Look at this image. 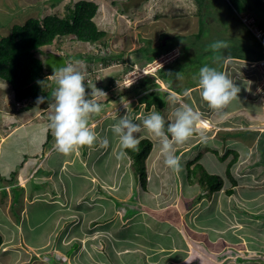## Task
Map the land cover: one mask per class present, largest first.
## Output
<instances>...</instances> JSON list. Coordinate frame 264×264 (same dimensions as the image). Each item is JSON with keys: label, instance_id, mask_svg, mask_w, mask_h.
Instances as JSON below:
<instances>
[{"label": "crops", "instance_id": "obj_1", "mask_svg": "<svg viewBox=\"0 0 264 264\" xmlns=\"http://www.w3.org/2000/svg\"><path fill=\"white\" fill-rule=\"evenodd\" d=\"M222 1L225 0H214L213 2L215 6H218V3ZM233 21L236 19L233 18ZM240 31L242 34V25ZM228 62L229 59L224 63L223 72L230 71L234 77L241 75L249 78V80L243 78L247 85L242 91L244 95L250 96L249 102L257 101L253 94L258 81V72L253 70L256 68L248 67V70H240L239 68L243 65H238L242 62L238 58L232 59L231 68ZM125 83L127 86L129 82ZM2 86L3 81H0V88ZM196 87L199 88L197 85L187 89L188 95L195 91ZM174 93L182 94L176 90ZM3 99L1 97L0 100ZM235 101L227 108L220 110L223 112L219 115L217 114L220 111H216L214 117H211L212 113H210L209 119L219 126L217 129L221 133L229 128L227 125L230 123L227 121H232L229 117H234V113L237 115L236 122L242 119V114L237 112L241 106L246 105L248 108L252 106L246 102L235 104ZM42 104L48 105L36 111H34L35 107L25 108L26 112L20 113L16 122H14L15 118L11 117H18L14 115V111H5V116L0 117V156H3V165L0 169V194L1 199H5L0 201V219L5 228L18 227L21 229L22 222L17 221L16 212H13L15 206H22L19 210L20 215L27 216L24 202L34 206L40 204L47 206L51 204L50 202L53 204L50 206L53 210L45 214L46 225L37 237L33 238V243L28 239L29 243H27L26 238L21 236L20 232L16 236H5L4 244L13 248L22 243L27 246V249L23 251L30 255L28 263L31 264L34 258L40 256L43 264H61L49 256L57 253L61 258L60 261L66 264H115L114 253L116 252L117 255L123 256V264H264V251H262L264 250V231L258 230L256 223L262 218V226L264 223V184L256 180L257 173L252 169L256 161L253 162L254 158L251 161L248 160L253 144L250 146L251 143L236 140L220 148L208 146L201 151L199 161L205 168L211 173L215 172L223 176L226 174L227 164L233 154L230 153L225 160L221 156L228 150L239 152V159L233 167V172L236 176L237 174L241 176H238L240 181L232 194H228L224 189L232 186L229 179L230 186L228 187L226 182L223 188L215 193H208L200 184H194L188 180L189 185L184 190L181 188L175 197L168 198L167 191L163 196V189L157 188L158 186L152 182L148 184V180L146 188H143L138 180L135 166L132 164L134 170L132 172L127 170V173L124 171L123 176H125V181L138 186L140 190L133 195L132 193L125 195L126 207L115 210L114 189L115 185H120L116 184L115 180L118 175L115 176V172L119 173V171L109 160L106 162L107 174L100 173L98 166L94 164L98 162V156L111 152V148L110 150L107 148L106 153L103 151L99 155L93 152L94 148H97V143L92 147V151L83 147L82 151L78 149L67 156L58 153L54 147V137L48 128L49 117L53 114V109L49 106L53 103L44 101ZM115 104L113 103V106ZM117 111L113 110V113L105 116L108 112L106 110L96 115L99 116L96 118L94 115L89 123L91 125L98 120L96 123L98 125L107 119L108 123L103 125L111 129L114 123L111 125L110 121L115 113H118ZM43 113L44 117H42ZM251 113L252 118L257 117L259 113L263 114L260 109L258 111L255 108L251 109ZM252 118L249 116L250 121ZM205 119L212 127L211 122ZM32 120L35 122L32 125L36 127L26 128ZM236 129L239 128L236 127ZM22 130H28L22 135L25 138H15V134ZM94 130L99 133L98 130ZM238 132L242 131L236 130L234 134L237 135ZM29 133L32 135L29 136ZM247 133L246 131L243 138H246ZM253 135L257 136L258 132L256 131ZM109 143V147L114 146L113 142ZM187 148L182 150L185 151ZM213 148L218 149L220 154L215 153ZM222 149L225 152H222ZM260 150L262 151L261 161H264L263 144ZM152 152V156L149 155L147 158V165L149 164L148 159L157 154L155 147ZM76 175H80L79 180L72 181L73 176ZM36 178L39 184L50 185L48 187L51 191L48 188L46 190L35 189L33 180ZM24 181H28V185H25ZM18 182L20 185H16ZM16 187L21 189V195L18 196L19 201L17 197L15 198L13 191ZM134 196L138 197L135 201ZM179 196L180 198L177 199ZM48 198L52 199L48 201ZM179 200L184 204L181 208L178 206ZM45 206L39 207L44 208ZM170 208L173 210H168ZM55 213L58 215L54 216ZM254 219L256 221H253ZM253 222L256 223V228H252ZM164 225L166 230H164ZM71 246H79V248L75 252L74 250L68 251ZM1 252L0 255L3 254L5 260L7 254Z\"/></svg>", "mask_w": 264, "mask_h": 264}, {"label": "rangeland", "instance_id": "obj_2", "mask_svg": "<svg viewBox=\"0 0 264 264\" xmlns=\"http://www.w3.org/2000/svg\"><path fill=\"white\" fill-rule=\"evenodd\" d=\"M2 1H5L6 3H0V20L13 18L19 20V22H24L27 18L33 15L39 16L42 14L46 15L49 13H57L64 16L70 10V8H74L77 0H59V2L54 5L49 4V2L50 3L52 2V0H2ZM96 1L99 3L100 8L95 17V20L100 28L105 29L108 32L104 40L91 44L89 42H83L78 39H75L72 36H67L62 39L59 38L57 42H53L50 45L43 46L42 50L40 52L38 51L37 54L43 57L44 60H46L48 55V51H46L47 49L49 50L51 49L52 51H59V52L63 51L67 55L68 60H71L73 56H74L73 58L75 59L76 57L80 56L79 60L81 61L75 60L72 63V66L81 67L83 72L89 73V75L91 76L90 80H92L91 82L94 83L95 85L103 83L102 87L100 88V90L102 91H105V89L108 87L107 81L112 76L115 77L116 81L118 80V82H115L109 90H106L105 93L110 97H114L115 95L113 94L116 93L118 95V98L114 97L111 99V101L106 102L100 100V97H92L93 99H97L98 102H100L103 105V110L107 108L108 112L107 114H105V116H107L110 113H113V110H118L117 111L118 113H115L114 118H112L110 121L111 125L112 123L115 124L117 120L120 118V116L126 114L127 111L123 107L122 99L119 100V95L121 97L123 96L124 103L129 105L128 107L129 115L134 119V122L141 124V126H142V119L145 116H147L150 112L154 110L158 111L154 108L148 112L145 111L144 103L140 102V98H139L140 95H142L143 93L136 96L135 93H133L132 91H130V94L125 93V90L123 88V86L126 85L125 82H129L127 84H130L133 81V83L131 84L132 86L133 84L135 85L140 78H146V77H148L150 80L154 79V83L156 84L152 86L154 83L151 81L148 82L146 85L147 87L150 86L148 88V91L150 90L159 91L158 94L162 95L166 93V90H170V89L172 90L169 91L168 94H166V97L165 95H162V97H165V99L168 100L167 107H165V109L161 113L165 117V120L169 119L173 121L174 112L176 108L183 103H187L191 105L192 102L193 105L191 106L194 107L197 111H199L202 117L208 119L211 115L210 113H212L211 117L215 116L216 110L210 109L205 102H202L203 100L199 94V89L191 92L187 96L182 95L181 93L184 92L187 86L197 82L199 69L205 64L216 67L218 70L222 69L223 63L221 62L222 59L221 50L215 52L213 57L210 60H208L209 58L205 57V55L207 54L201 53L202 49L198 47L196 48V46L201 43L199 40H196V38L194 37V34L198 33L200 29V15H199L200 5H202L205 8L204 13L209 15L206 19H208L210 22L208 24V28L204 29L203 31L204 35H208V34L210 35L215 32L217 35L215 34L214 41H218V40L226 41L228 45L229 42L234 41L236 37L240 36V35L238 36V34L241 32L240 31L241 23L238 21H233V18H230L229 16L226 17V11H227L226 8L227 5L225 6L226 0L219 2L218 6H215V3L213 2L214 0H200V4H199V0H116V3L113 0H96ZM242 12L245 13V10ZM261 12H264V7ZM9 19L5 21H9ZM230 21L232 22V25L229 24ZM226 23L228 25H226ZM2 30H4V28ZM162 33H166L170 35L168 36V39H166V42L168 41V43H172L174 37H177L179 35L184 36L185 38L182 37L179 38L180 42L183 44L177 45V47L162 54L156 60L154 59L153 61H151L150 64H147L146 61L148 54L154 52V50L156 49L155 47L159 48L160 41L161 39H163ZM233 34L234 37H232ZM244 34L245 33H243L242 35ZM192 35L193 37H191V41L194 44V46H192V48H190V50L185 53L184 56H186V59L181 58L178 62L174 64L176 70L174 71V74L169 73V70L167 69L169 67L168 64L173 62L174 60H177V58L179 59L180 57L183 56L184 52L182 46L184 45V43H186V45H189V41H190V39L189 41H185L187 40L186 36H192ZM101 54L103 57H107V55H109L108 60L104 61L102 59L101 60L99 59L96 61L95 56ZM201 54L203 56H200ZM81 56L83 58H81ZM245 62L247 61H242L241 63H238L239 66L243 65L242 68H239L240 70H248L247 69L248 67H250V69H253L251 63L247 62L248 65L246 66L244 65L246 64ZM161 66L167 67L163 69V74L166 76L165 80L161 78V74L158 72V70L162 68ZM253 70H255L256 73L257 72L259 73V68ZM171 71L173 72L172 69ZM243 78L249 80V78L245 76L243 77L241 75L235 76V79H233L234 82L241 89V91L238 94L239 99L235 101V104H237L238 102L239 103L246 102V104H252V106L250 108H248V106L246 105L241 106V108L237 112H239V114H242V119L237 122L235 119L237 116L236 113H234L233 115L234 117L232 116L229 117V119H231L232 121L231 122L227 121V123H230L229 125H227L229 126V128L223 130L222 131L223 133L217 131V128L214 127L215 124L214 125L212 124V127L210 128L200 127L203 135L207 137L206 141H202L201 133L197 132L196 134L193 135L192 138H190L184 144L176 145L175 154L176 155L178 154L177 156L181 158V164H182V170L180 172H174L172 169H170L165 165L164 156L160 151V142L157 138L152 136L150 133H147L146 131L142 132L139 135L138 138H140L141 136L150 137L151 139H153V141L156 144L155 151L157 152V154L155 155V157L148 159V163H149L147 166L148 184L152 182L154 185L158 186L157 188L163 189L162 190L163 196H165L167 191L168 198H172V196L175 197L177 191H181V188L184 190L186 186L189 185L187 179V175H188L187 163L191 159H193L197 153L201 152L203 149H205L208 146L220 148L222 147V145L226 146V144H231V142H236V140L244 143L246 142L251 143L250 146L253 144V146H251V151L248 155V160L251 161V159L254 158L253 162L255 161L256 162L253 164L252 169L255 171V173H257L256 180L261 184H264V178H263L264 161H261L262 151L260 150L262 144L264 145V98L262 99L260 95L256 94L259 92L260 89L259 87H255L253 89L254 91L253 94L256 96L255 99H257V101L249 102L248 98L250 96L247 94L244 95V91H242V89L246 88L247 85V83L244 82ZM258 84L260 86H263L262 89H264V85H263L264 81L263 83H261V79H260L258 80ZM174 90L180 92L181 95L175 94ZM170 97H175V101L174 102L171 101ZM11 99H13V97L8 96V94H5L4 99L0 100V113H1L0 117H3V115L5 116L4 114L5 111L7 112L13 111L10 106ZM28 103H32L30 104V106L28 105L29 107L33 105V101H26L22 103V106H26V104ZM113 103L116 104L113 106ZM46 105H43V107ZM257 105L259 106V108ZM37 106H41V104H37ZM120 106L122 108H117ZM14 108L17 111H20L15 105ZM254 108L257 109L258 111L260 109V111L263 114L259 113L257 117L252 118L251 116L253 114L251 113V109ZM222 112L223 111L218 112L217 115L221 114ZM18 114L20 115V113ZM249 116L250 118H252L251 119L252 121L249 120ZM11 117L14 118V116ZM137 117H139V120H137ZM92 118L93 117H91L90 119ZM97 121L98 120H96V122L92 123L90 126H93L94 129L99 131V133L97 134L101 139L107 137L109 142H113L114 146L108 147L109 149L107 150H110L111 148V152L109 151V153H106V149L101 148L98 143L97 148H94L93 152H96L100 155V153L104 151L106 154L102 156H98V162L96 163L93 162V163L96 166H98V169L102 174H107L106 162L108 160L114 163L115 169H118L119 173L115 172V176L118 175V178L120 179L123 178V179H122V183L119 182L120 179L118 178L115 180L116 184H120V185L119 186L115 185L114 204H115V210L123 209L127 205L124 196L127 195L128 193H132L131 195H133V193H138V191L140 190L138 186L136 185L133 186L129 182L125 181L124 179L125 176H123L124 171L125 173H127L128 171L132 172L134 170V167L132 166V160L129 156H127V154L123 157H119L118 154L121 151L119 139L111 132L110 128L103 125V124H107L108 120L105 119L102 122V124L100 123L98 125L96 124ZM32 124L33 122H29V124L26 125V128L36 127V125H32ZM99 126L103 128L100 129ZM236 127L240 128L238 131H242L239 134L237 133V135L232 133L237 130ZM38 128H40L39 125ZM28 130L18 131L15 134V138L17 139L25 138L22 137V135H24ZM246 131L248 132L246 138H243V135L246 134ZM256 131L258 132V135L254 136L252 133ZM30 135H32V133H29V136ZM185 147L188 148L185 151L182 150ZM87 148L91 149L90 151L93 150L92 148L89 147ZM79 150L82 151L83 147L79 148ZM222 152H225V150L223 151L222 149ZM152 153L150 154V157L152 156ZM94 157L96 158L95 154ZM216 157L219 160H221L217 155ZM0 158H1L0 159V169H1L3 165V156L1 155ZM81 170L84 171L82 168ZM80 175L82 176V174ZM80 175L73 176L74 178H72V181L79 180L78 177ZM224 176H225V183L227 182L229 187L230 181L226 177V174ZM27 182L24 181V184L28 185ZM33 182L35 183L33 185L35 189L36 188L45 189V190L47 188L49 189L48 186L50 185L39 184V180L37 178L34 179ZM224 189L226 190V188ZM14 191L15 193L20 192L21 189L16 188L14 189ZM180 196L177 199H179ZM1 198L2 195L0 194V201L5 200ZM20 199L23 198L20 197ZM51 199L52 198H48L47 200L50 201ZM137 199L138 197L134 196L133 200L135 201ZM17 201H19V197ZM179 202L180 204L178 205ZM179 202L176 204L179 206V208L184 206L182 201L179 200ZM50 203L51 204L47 206H45L44 204H40L37 206L30 204L28 205V202H24V204L22 203L23 205L26 206L27 216L20 215L19 210L22 208V206L21 207L15 206L13 212L14 213L16 212V218H18L17 221L20 220L22 222V226L21 229H19L18 227H12L6 229L4 224L2 223V220L0 219V233L3 234L4 240H5V236L8 237L12 235L16 236L18 232H20L21 236L26 238L25 239L26 242L28 239L30 242L33 243L34 242L33 238H36L40 230L46 225V221H44V217L46 216L45 214H47L50 210H53V208L50 207L53 206V204L52 202ZM39 206L42 207L45 206V207L41 208ZM168 210H173V209L170 208ZM57 215H58L57 213L54 214V216ZM262 219H260L259 222H256L257 229L260 231H264V223L263 226L261 223ZM253 221H256V219H254ZM256 223L253 222L252 228H256ZM249 227L251 228L250 222H249ZM164 230H166L165 225H164ZM78 248L79 246H71V248L68 249V251L74 250L75 252L76 249ZM24 249H27V246L24 245L23 243L15 246L14 248L8 244L3 243L2 247L0 248V253H2L1 251H3V253L7 254L6 255L7 257L5 258L6 260L5 261L4 260L5 256H3V254L0 255V264H30L27 262V260L30 259V255L28 254V252L24 253L23 251ZM262 251L264 250L262 249ZM17 252H22V253H17ZM49 256L51 259H54L57 263L60 262L61 264H66L65 262L60 261L61 258L60 256H58L57 253H52ZM114 259H115V264H123L122 263L123 256L119 254L117 255L116 252L114 253ZM31 264H43L42 258L40 256L34 258Z\"/></svg>", "mask_w": 264, "mask_h": 264}, {"label": "trees", "instance_id": "obj_3", "mask_svg": "<svg viewBox=\"0 0 264 264\" xmlns=\"http://www.w3.org/2000/svg\"><path fill=\"white\" fill-rule=\"evenodd\" d=\"M113 1L116 3V0ZM58 2L59 0H52L51 3L49 2V4L54 5ZM2 3L6 2L2 1ZM226 5V16H230V18H235L236 21L240 22L243 26V33L245 34L242 35L243 33H240L239 37H236L234 41L229 42V46L227 48L220 49L222 51L221 62L223 63L221 71H223L224 63L227 59H229L228 65L230 63L229 68H231L230 66H233V58H238L242 61H257L264 58V46L260 42L257 35L254 33V31L251 29V25L254 24H256L261 29H264V12H261L264 7V0H226L225 6ZM99 8L100 5L96 0H77L74 8H70V10L64 16L57 13H49L46 15L42 14L39 16L33 15L27 18L24 22H19V20L13 18L0 20V81H3V86L0 88V99L1 97L3 99L5 97V94L7 93L9 94L8 96L13 97V99L10 100V106L15 113L14 115L18 116L14 117V122H16V119L20 116L18 113H22L23 111L25 113V108H27L28 105L30 106V104H32L28 103L26 104V106H22V103L26 101H33L34 105H32L31 107H35L34 111H36L38 109L44 108L42 103H40L41 106H37L36 101L38 97H44L45 101L53 102L52 92L56 86V76H53L54 73L48 68L46 60H44L43 57L37 54L38 51L40 52L42 50L43 46L50 45L53 42H57L59 38L62 39L67 36H72L75 39H78L83 42H89L91 44L104 40L106 38L108 34L107 30L100 28L95 20ZM204 9L205 8L202 5L199 6L200 29L198 33L194 34V37L196 38V40H199L201 42L199 45L196 46V48L198 47L202 49L201 53L207 54L205 55V57H208V60H210L215 52H213L208 46L212 42H214V36L216 33L214 32L210 35L203 34L204 29H207L208 24L210 23L209 20L206 19L208 15L204 13ZM244 10L245 13L242 12ZM247 13H251L252 16L256 15L255 20H253L250 24L245 23L240 19L239 14ZM8 19L9 21H5ZM229 24L232 25V22H230ZM226 25L228 24L226 23ZM3 28L4 30H2ZM162 36V38H164L165 36H168V34L162 33ZM180 37L185 38L184 36L179 35L173 38L172 43H168V41L164 43L163 39H161L159 48L155 47L156 49L154 50V52L148 54L146 63L148 64L154 59H157L162 54L177 47V45L183 44L179 40ZM186 37L187 40L185 41H189V39L190 41L189 45H186V43H184V47L182 46L184 52L183 56L169 63L168 68L165 66L158 70V72L161 74V78H163L164 80L166 76L163 74V69L167 68L169 70V73L174 74V71H176L174 64L178 62L181 58L186 59V56H184L185 53L189 51L192 46H194L191 41V37H193V35ZM232 37H234V34L232 35ZM46 51H48L49 53L51 49H47ZM60 52V54L65 55L67 58V55L63 51ZM200 56L203 55L201 54ZM73 57L71 58V60H68L67 58L68 62L66 65L72 66V63L75 60L81 61L79 60L80 56L76 57V59ZM81 58L83 57L81 56ZM95 58L96 61L99 59L107 61L109 55H107V57H103L101 54L95 56ZM245 63L247 64V62ZM171 69L173 70V72L171 71ZM84 74L86 76L85 87L87 93H91L92 89L90 87L92 86H95L98 89L102 87L103 83L95 85L91 82L92 80H90L91 76L89 75V73L84 72ZM227 74H229L233 79H235L233 73H231L230 71ZM258 74L259 79L261 75L260 73ZM150 81L154 83V79L150 80L148 77L140 78L135 85L133 84L132 86H128V84V87L124 86L123 88L125 90V93L130 94V91H132L133 93H135L136 96L143 93L142 95H140L139 98L140 102L144 103L145 111L148 112L154 108L158 110V112L162 113L168 104V100H166L165 97L166 94H168L169 90H166V93L162 94L165 95V97H162V95L158 94L159 91H148V88L150 86L147 87L146 85ZM115 82H118V80L116 81L115 77L112 76L107 81L108 87L105 89L104 92H106V90H109ZM88 85L90 87H88ZM154 85L156 84L154 83L152 86ZM197 85L198 82L192 83V85L187 86V88L182 94H185L187 89H191ZM198 89L199 88L196 87V90ZM113 95H115V98H118V95L116 93ZM114 97H110L108 95L100 96V100L109 102ZM120 99H122V97L119 95V100ZM14 105L20 111H17L14 108ZM191 105H193V102ZM105 110H107V108ZM105 110H103L102 112H104ZM42 111L44 112V109ZM38 117H40V115H38ZM42 117H44V113L42 114ZM96 117L99 116L95 115L94 118ZM31 122L35 123L33 120ZM170 122L172 121L166 119V127L167 123ZM139 139L140 143L138 146V151H124H126L127 156L132 159V164L135 166L137 177L138 180L142 183V187L146 188L148 180L147 158L149 157L156 144L153 139L148 136H141ZM212 150L215 153L220 154L218 149L213 148ZM230 153L233 154V157L227 164L226 177L231 181L232 186L226 189V192L228 194H232L235 192V186L239 184V177L241 176L240 174H237L239 176L238 177L233 172V167L239 159L238 151L228 150L221 157L225 160L227 159ZM200 158L201 152H199L198 155H196L192 160L187 163L188 180L191 183L200 184L202 188L208 191V193L218 192L223 188L225 184V176L218 173L209 172L205 168V166L199 161ZM16 173L17 172L15 171V174ZM16 188H13V191ZM19 195L20 192H16L15 198H18ZM3 243L4 237L3 234L0 233V248L2 247Z\"/></svg>", "mask_w": 264, "mask_h": 264}, {"label": "clouds", "instance_id": "obj_4", "mask_svg": "<svg viewBox=\"0 0 264 264\" xmlns=\"http://www.w3.org/2000/svg\"><path fill=\"white\" fill-rule=\"evenodd\" d=\"M252 17L255 20L256 15ZM261 30L264 31V29ZM168 36H165L166 39H168ZM228 46L226 41L218 40L212 42L208 47L213 52H218ZM53 52L61 53L59 51ZM257 61H249V63L257 68ZM53 69V76H56V86L52 92L53 104L51 106L53 114L49 117L48 128L54 137L56 151L67 156L73 154L79 148H91L97 143H99L101 148L107 149L109 147L108 138L104 137L101 139L94 127L90 126L89 123L92 116L99 115L103 111V105L97 99L90 97L107 96V94L95 86L90 87L89 85L88 87L92 91L87 93L85 87L86 76L80 67L66 65L59 69L53 66ZM197 82L202 100L212 110H223L233 101L239 99L240 87L229 74L218 70L216 67L207 64L202 66L199 69ZM132 83L133 81L128 86H131ZM256 85L259 87L258 81ZM257 94L262 99L264 98V91L260 90ZM185 95H188V93L185 92ZM170 100L174 102L175 97H170ZM44 101V97H38L36 102L40 104L44 103ZM122 103L127 110L126 114L120 116L117 122L111 126V132L118 137L121 146L119 157L126 155L124 150L138 151L140 143L138 137L142 132L146 131L159 140L160 151L164 156L165 165L174 172H180L182 170L181 158L175 154V146L184 144L197 132L201 133L202 141L207 139L199 127L202 120L201 113L190 104H180L174 112V120L167 123L166 127L165 117L155 110L142 119L141 126V124L134 122V119L129 115V105L124 103L123 99ZM45 109L47 110V108ZM208 120L214 125L209 118ZM214 127L218 128L219 126L216 124ZM16 185H20V182Z\"/></svg>", "mask_w": 264, "mask_h": 264}, {"label": "built area", "instance_id": "obj_5", "mask_svg": "<svg viewBox=\"0 0 264 264\" xmlns=\"http://www.w3.org/2000/svg\"><path fill=\"white\" fill-rule=\"evenodd\" d=\"M239 15L241 16V19L245 23L250 24L254 20V18L252 17L251 13H247L245 15H242V14H239ZM251 29L254 31V33L257 35V37L260 39V41L264 45V31H262L256 24L251 25ZM256 64H257V68H259V72L261 74V78H260L261 79V83H263V81H264V58H262L261 60L257 61ZM262 87L263 86L259 85V89L261 91H264V89H262Z\"/></svg>", "mask_w": 264, "mask_h": 264}, {"label": "water", "instance_id": "obj_6", "mask_svg": "<svg viewBox=\"0 0 264 264\" xmlns=\"http://www.w3.org/2000/svg\"><path fill=\"white\" fill-rule=\"evenodd\" d=\"M166 37L163 39V42L165 43ZM67 58L63 54H58L56 52L50 51L48 53V56L46 58V64L48 68L54 72L53 66H55L57 69L66 66L67 64Z\"/></svg>", "mask_w": 264, "mask_h": 264}, {"label": "bare ground", "instance_id": "obj_7", "mask_svg": "<svg viewBox=\"0 0 264 264\" xmlns=\"http://www.w3.org/2000/svg\"><path fill=\"white\" fill-rule=\"evenodd\" d=\"M163 60V59H162ZM168 60V59H167ZM165 63V62H164ZM163 64V63H162ZM166 65V64H165ZM169 65V64H168ZM199 127H206V128H210L211 127V125H210V123L204 118V117H202V120H201V122H200V125H199Z\"/></svg>", "mask_w": 264, "mask_h": 264}]
</instances>
